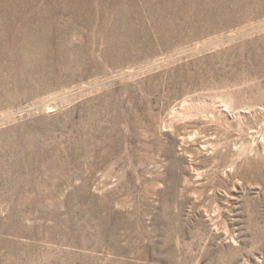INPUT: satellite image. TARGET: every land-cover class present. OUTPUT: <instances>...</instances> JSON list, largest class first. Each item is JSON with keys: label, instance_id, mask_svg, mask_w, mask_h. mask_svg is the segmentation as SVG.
Instances as JSON below:
<instances>
[{"label": "rangeland", "instance_id": "rangeland-1", "mask_svg": "<svg viewBox=\"0 0 264 264\" xmlns=\"http://www.w3.org/2000/svg\"><path fill=\"white\" fill-rule=\"evenodd\" d=\"M0 264H264V0H0Z\"/></svg>", "mask_w": 264, "mask_h": 264}]
</instances>
